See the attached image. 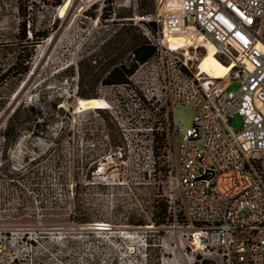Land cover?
<instances>
[{"label":"rangeland","instance_id":"obj_1","mask_svg":"<svg viewBox=\"0 0 264 264\" xmlns=\"http://www.w3.org/2000/svg\"><path fill=\"white\" fill-rule=\"evenodd\" d=\"M65 1L69 5L62 13ZM27 3L26 38L20 40L17 2L0 0V96L8 97L0 110V264H191L192 255L181 252L185 246L189 250L191 233L183 204L178 193L169 198L163 172L143 179L137 169L119 168L130 189L87 184L85 140L89 127L99 135V116L76 108L80 94L110 98L99 81L91 80L108 59L115 60L111 67L130 62V50H114L113 39L123 34L124 44L130 43L127 28L145 37L140 17L162 10L176 16L177 1ZM184 32L190 34L187 28ZM209 49L198 48L202 54ZM15 60L17 65L1 77ZM239 86L233 81L226 90ZM102 114L118 144L110 114ZM172 115L186 127L193 110L173 105ZM9 117L11 129L3 137ZM230 125L240 130L242 117L233 115ZM165 212L170 222L155 225ZM99 222L108 230L94 229Z\"/></svg>","mask_w":264,"mask_h":264},{"label":"built area","instance_id":"obj_2","mask_svg":"<svg viewBox=\"0 0 264 264\" xmlns=\"http://www.w3.org/2000/svg\"><path fill=\"white\" fill-rule=\"evenodd\" d=\"M177 2L176 16L162 10L140 17L154 53L136 61L130 52V62L122 63L126 68L133 63L125 80L100 83L110 98L99 97L106 107L91 109L90 115L99 116V135L89 127L86 182L130 189L119 168L137 169L143 179L163 172L169 198L178 193L183 204L191 233L189 250L181 252L192 255L191 264H264V0ZM151 21L154 34L146 25ZM184 24L213 45L219 61L233 65L225 77L202 71L198 48L205 46L167 41ZM233 81L239 88L227 91ZM173 105L193 110L188 126L173 119ZM233 115L242 117L238 131L230 125Z\"/></svg>","mask_w":264,"mask_h":264},{"label":"trees","instance_id":"obj_3","mask_svg":"<svg viewBox=\"0 0 264 264\" xmlns=\"http://www.w3.org/2000/svg\"><path fill=\"white\" fill-rule=\"evenodd\" d=\"M17 2L16 10L20 15L22 16L21 21L18 23L17 30H18V38L20 40H24L26 38V10L29 7L28 0H14ZM56 3L55 5H59L61 3V0H54ZM62 6V4H61ZM23 8V9H22ZM32 8V6H30ZM107 10V9H106ZM147 27L150 29V31L154 34L157 30V26L154 22H148ZM125 34L128 35L130 38V43H125V37L122 34V37H119L117 39H113V49H117L120 46H122V49L126 50L129 49L131 53L134 54V60L136 61H143L147 58H149L154 53V47L149 43V41L146 39V37H143L139 33H133L130 31V29H125ZM36 37V34H34ZM46 34H42L40 37H46ZM36 40V39H35ZM96 62V61H95ZM115 60L108 59L107 64L104 67H101V72L99 74L95 73L92 75V82H100L102 85H111L123 82L126 78V75L130 72V70L133 67V63H130L129 68H126L122 63L118 66L111 67L112 64H114ZM17 65V60L13 62L12 65H10L7 70L4 71V73L1 75L4 76L10 69L14 68ZM111 67V68H110ZM110 68V70H109ZM27 69H23L20 71L21 73L26 72ZM109 71V72H108ZM108 72V73H106ZM103 76V77H102ZM80 77L83 78L80 74ZM2 82V81H1ZM80 96L84 97L85 95L80 94ZM6 98V99H5ZM89 98V97H86ZM8 97H2L0 96V110L5 106L6 100ZM15 113V112H14ZM11 121L12 117H9L7 120L6 128L3 132V137L8 136L9 131L11 129ZM155 225L160 224H167V222H170V216L165 212L164 217L161 220H155Z\"/></svg>","mask_w":264,"mask_h":264},{"label":"bare ground","instance_id":"obj_4","mask_svg":"<svg viewBox=\"0 0 264 264\" xmlns=\"http://www.w3.org/2000/svg\"><path fill=\"white\" fill-rule=\"evenodd\" d=\"M68 5L69 4H67V2L66 4L64 3L62 4V13H65ZM179 10H180V6H179ZM185 28H187V31H190V34H187L186 32H184ZM181 34L183 38L180 37ZM167 41H169V43L173 42L177 46H181V45L193 46L195 44L192 42L200 41L202 45H196L197 47L209 46L210 49L207 50L200 59L201 61L200 67L202 71L206 72L207 74H209L210 76L214 78L225 77L230 71V69L233 67V65L224 64L216 58L214 54L215 50H214L213 45L210 42H207V43L204 42L201 39L200 34H198L195 27L191 24H188V25L184 24L183 26L174 27L173 30L171 31V34H169ZM104 105H105V102L101 100V98L99 97H89V98L79 97L76 101V106H77L76 108L80 110L105 108L106 106ZM96 224L105 225L104 223H96ZM104 228H107L108 230V227L99 226V230L104 229ZM94 229H97V228H94Z\"/></svg>","mask_w":264,"mask_h":264}]
</instances>
